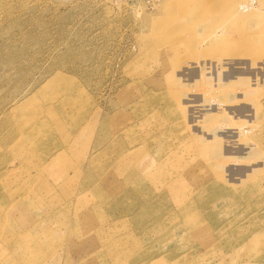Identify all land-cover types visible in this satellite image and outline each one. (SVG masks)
Segmentation results:
<instances>
[{
	"label": "rangeland",
	"instance_id": "1",
	"mask_svg": "<svg viewBox=\"0 0 264 264\" xmlns=\"http://www.w3.org/2000/svg\"><path fill=\"white\" fill-rule=\"evenodd\" d=\"M0 264H264V0H0Z\"/></svg>",
	"mask_w": 264,
	"mask_h": 264
}]
</instances>
